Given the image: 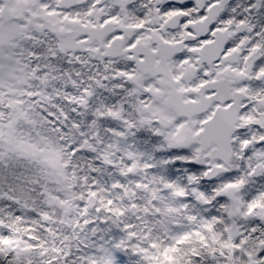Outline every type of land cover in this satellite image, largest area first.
Listing matches in <instances>:
<instances>
[{
	"label": "snow or ice",
	"instance_id": "6c2138e0",
	"mask_svg": "<svg viewBox=\"0 0 264 264\" xmlns=\"http://www.w3.org/2000/svg\"><path fill=\"white\" fill-rule=\"evenodd\" d=\"M0 264H264V0H0Z\"/></svg>",
	"mask_w": 264,
	"mask_h": 264
}]
</instances>
